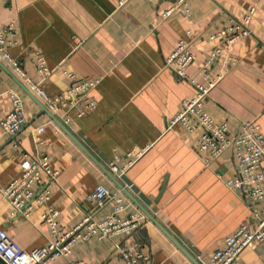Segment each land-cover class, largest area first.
Here are the masks:
<instances>
[{
    "label": "crops",
    "instance_id": "1",
    "mask_svg": "<svg viewBox=\"0 0 264 264\" xmlns=\"http://www.w3.org/2000/svg\"><path fill=\"white\" fill-rule=\"evenodd\" d=\"M117 2L0 0V25L13 26L10 54L49 95L69 86L65 70L79 79L98 80L92 92L96 109L80 118L69 113L67 123L66 116L58 120L106 168L115 155L124 165L127 153L134 152L131 158H135V152L142 150L119 181L193 257L206 262L240 225L256 224L264 216V202H254L226 185L236 172L230 150L208 157L196 149L199 129L187 133L180 124L171 126L195 89L165 61L179 40L190 41L193 60L188 78L205 84L197 69L221 43L210 36L254 8L250 35L230 48L237 63L226 57L215 62L213 74L223 77L204 108L215 124L227 122L231 132L244 121H256L264 134V0H189V16L174 11L165 18L161 13L173 6V0H127L120 7ZM40 55L50 70L46 76L37 71ZM4 68L0 63V120L12 108L7 91L13 89L23 99L27 121L12 136L0 127V228L31 250L49 240L48 227L40 219L46 206L57 208L59 224L69 229L86 215L100 221L112 211L113 202L97 209L87 201L96 185L113 192L119 188ZM25 155H47L59 171L50 185V200L36 206L27 219L12 217L11 205L1 194L19 176ZM136 212L140 209L128 199L123 215ZM137 237L149 264H193L149 219ZM115 241L90 239L76 245L68 257L45 264H102L114 254ZM242 259L246 264H264V245L252 243Z\"/></svg>",
    "mask_w": 264,
    "mask_h": 264
},
{
    "label": "built area",
    "instance_id": "2",
    "mask_svg": "<svg viewBox=\"0 0 264 264\" xmlns=\"http://www.w3.org/2000/svg\"><path fill=\"white\" fill-rule=\"evenodd\" d=\"M127 0H118L122 6ZM152 1V0H145ZM173 6L161 13L165 18L174 11L186 16L190 15L189 0H173ZM254 8H250L240 19H232L226 27L213 33L211 39H220V45L214 47L207 55L197 71L205 80V84L189 79L187 68L193 60L191 43L186 39L179 40L165 61L166 67L180 79L188 80L195 89L192 98L185 99L181 110L171 120V126L180 124L187 133L200 130L196 139V149L208 157H217L230 150L236 165V172L225 183L230 189L241 191L254 202H264V134L256 121L240 123L235 132L229 130L227 122L215 124L213 117L205 110L204 104L210 91L222 79L223 75L213 74L212 68L217 60L226 57L231 64L237 59L230 54V48L238 40L250 35V23ZM14 29L11 24L0 25V62L35 95L46 109L57 119L67 123V115L73 113L84 117L93 112L96 101L92 92L96 87V79H79L74 73L64 71L70 81L69 86L57 95H49L39 83L34 82L21 67L20 63L9 52L13 43ZM37 71L46 76L50 73L43 55L37 57ZM12 108L0 120V127L5 135L16 134L26 123L27 118L21 95L9 89ZM63 113L61 114V112ZM127 153L129 158L120 165L117 155L109 162L107 169L119 180L135 159L142 155V150ZM207 160V159H206ZM59 171L53 167L47 155L31 158L25 155L20 164V174L1 189V194L11 205L12 217L29 218L35 207L47 203L51 197L50 185L57 181ZM87 201L94 203L97 209L113 202V209L100 221H94L86 215L82 221L72 228L65 229L59 224V210L46 206L40 213L41 221L48 227L49 240L43 246L26 250L14 242L7 232L0 228V264H45L60 257H68L79 243L96 239H116L114 254L102 264H149V256L142 251V244L137 232L147 217L143 212L124 216L128 198L119 189L109 190L98 184L87 195ZM252 243L264 245V216L256 224L243 223L217 248L206 262L201 264H246L242 259L245 249ZM198 258V257H197ZM68 264H87L84 261H73Z\"/></svg>",
    "mask_w": 264,
    "mask_h": 264
},
{
    "label": "water",
    "instance_id": "3",
    "mask_svg": "<svg viewBox=\"0 0 264 264\" xmlns=\"http://www.w3.org/2000/svg\"><path fill=\"white\" fill-rule=\"evenodd\" d=\"M1 63V62H0ZM3 64V63H1ZM4 69L11 75L12 79L17 83V85L29 95L40 107L41 112L47 114L58 127L63 130L72 140L73 142L103 171V173L122 191V193L132 202L134 203L141 212H143L147 219L152 221L174 244L175 246L193 263V264H201L193 255H191L185 247H183L171 233L159 222L157 219L136 199V197L99 161L93 157V155L89 152V150L54 116L52 115L46 107L33 95L28 88L14 75L11 73L9 69ZM164 188V187H163ZM163 188L161 189L163 191ZM161 191V193H162Z\"/></svg>",
    "mask_w": 264,
    "mask_h": 264
}]
</instances>
